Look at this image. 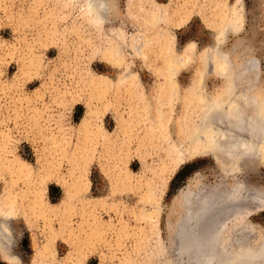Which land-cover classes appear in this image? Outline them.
<instances>
[{
	"label": "rangeland",
	"instance_id": "374dc122",
	"mask_svg": "<svg viewBox=\"0 0 264 264\" xmlns=\"http://www.w3.org/2000/svg\"><path fill=\"white\" fill-rule=\"evenodd\" d=\"M106 2L96 24L84 0H0V206L16 264H188L183 193L264 196L257 160L236 172V156L188 157L215 101L221 120L264 96V0ZM222 55L256 60L253 90L243 77L231 92ZM246 219L262 240L264 211Z\"/></svg>",
	"mask_w": 264,
	"mask_h": 264
},
{
	"label": "bare ground",
	"instance_id": "6f19581e",
	"mask_svg": "<svg viewBox=\"0 0 264 264\" xmlns=\"http://www.w3.org/2000/svg\"><path fill=\"white\" fill-rule=\"evenodd\" d=\"M84 2L87 9L85 12L90 16L91 21L97 24V22L108 19L110 6L106 0H84ZM108 54L112 57V54L114 55L116 52L110 51ZM221 60L222 63L228 65V69L226 68L225 72L221 74L222 78L225 79L231 75L233 80L231 92L240 95L245 90L239 88L242 80L238 79L243 77L249 78L251 84L248 87L251 89L258 65L254 58L246 57L243 64L238 67L231 66L226 55H222ZM246 94L248 93L246 92ZM253 95H249V99H246L249 100L250 110H247L249 109L248 103H244L247 104V109L244 104L237 103L235 114L223 116L227 118H221L222 121L220 115H222L223 105L227 104V101H215L213 110L206 112V122L210 126L208 125L202 132L196 134V138L192 134L189 136V139L199 140L200 144L206 148L189 152L188 157L191 158L193 155L212 156L217 152L220 155L223 154L222 157H231L234 160L236 156L235 165L238 166L236 172H240V163L245 157L257 160L264 165V96L253 103L252 99L255 97ZM236 100L235 102H237ZM228 118L230 121L225 125ZM195 156L193 157L195 158ZM183 158H179L178 162L182 163ZM202 187L198 184V189L195 192H185L180 199L184 214L177 220L176 233L178 231V246L180 247L182 242L180 224L186 218L185 226L188 236L185 241H188L187 244H189V251L186 255L187 263L264 264V235H260L263 237L262 240L261 238L257 240L253 227L245 221L247 217L264 211L263 194L245 183H236L230 188L217 185L209 192H206ZM13 214L11 207L0 206V255L3 261L8 264L18 262L17 256L15 257L10 251L12 235L6 224L11 220ZM260 241L262 242L260 243ZM184 243L181 244L184 245Z\"/></svg>",
	"mask_w": 264,
	"mask_h": 264
},
{
	"label": "water",
	"instance_id": "95a60500",
	"mask_svg": "<svg viewBox=\"0 0 264 264\" xmlns=\"http://www.w3.org/2000/svg\"><path fill=\"white\" fill-rule=\"evenodd\" d=\"M185 220H186V218H184L183 219V221H182V224H180L181 226H180V229H181V233H182V242L181 243H184V245L183 244H181L180 243V248L183 250V251H185V252H182V254L183 253H186V252H188L189 251V244H187V242L185 241L186 240V238H187V232H188V230H186V226H185ZM184 226V227H183ZM180 231V230H179Z\"/></svg>",
	"mask_w": 264,
	"mask_h": 264
},
{
	"label": "trees",
	"instance_id": "16d2710c",
	"mask_svg": "<svg viewBox=\"0 0 264 264\" xmlns=\"http://www.w3.org/2000/svg\"><path fill=\"white\" fill-rule=\"evenodd\" d=\"M190 168V165H186V166H184L177 174H176V176H175V179H180V178H182V175L184 174V173H186V171H188V169ZM0 264H7V263H0Z\"/></svg>",
	"mask_w": 264,
	"mask_h": 264
}]
</instances>
